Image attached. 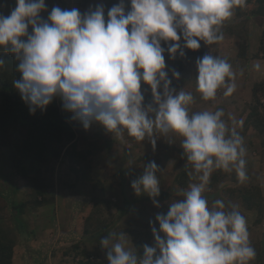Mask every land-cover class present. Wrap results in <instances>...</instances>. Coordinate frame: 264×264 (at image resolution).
Returning a JSON list of instances; mask_svg holds the SVG:
<instances>
[{
    "label": "clouds",
    "instance_id": "clouds-1",
    "mask_svg": "<svg viewBox=\"0 0 264 264\" xmlns=\"http://www.w3.org/2000/svg\"><path fill=\"white\" fill-rule=\"evenodd\" d=\"M127 2L130 10L120 0L106 17L102 4L84 13L54 6L45 20L40 15L46 10L45 0H15L8 15L0 13V51L18 62L19 79L13 87L31 114L45 110L59 97L62 108L85 130L97 124L117 138L125 132L138 142L147 137L153 148L156 133L181 139L182 155L191 164L189 176L198 182L181 190L166 214L157 213L158 229L150 221L154 246L144 245L138 255L127 247L124 233L112 234L99 242L106 250V259L100 260L107 264H250L256 252L239 206L226 205L222 199L209 205L204 196L216 170L234 171L241 183L247 180L243 138L222 119L223 109L190 112L194 95L170 87L180 73L173 71L172 79L168 78L164 55L167 51L170 59L177 53L183 57L185 50L197 51L202 42L223 41L222 25L247 0ZM5 64L0 59V68ZM195 68L196 92L204 101L214 100L220 89L225 96L232 95L237 74H244L210 53L197 58ZM254 70H260L259 62ZM142 84L151 93L147 105ZM159 171L155 161L149 162L130 185L135 195H146L156 208L161 206Z\"/></svg>",
    "mask_w": 264,
    "mask_h": 264
},
{
    "label": "rangeland",
    "instance_id": "rangeland-1",
    "mask_svg": "<svg viewBox=\"0 0 264 264\" xmlns=\"http://www.w3.org/2000/svg\"><path fill=\"white\" fill-rule=\"evenodd\" d=\"M56 1L57 3H55ZM119 2L120 0H92L93 6L87 5L84 9H81L78 0H45L46 10L42 14L48 15L54 6H59L62 9H69V10L72 8H77L81 11V13H84L90 8V6L91 8H95V6L102 4L104 7H106V5L109 4L108 9L105 11V17H106L107 11L112 6L118 4ZM124 3H125L126 11L130 10V4H128L127 0H124ZM94 4L96 5L94 6ZM14 7H15V0H7L5 3L0 5V13L2 14L4 12L9 13L10 10ZM244 8L246 11H249V9H251L252 6L251 5L245 6ZM246 16H248L247 17L248 22L247 25L245 26V30L249 34V41L247 47H248V55H249L248 57L250 59V61H248L247 63L242 59L238 58L237 56L238 42L236 38L234 39L233 36L227 35L224 31L225 24L227 23L231 24L235 21L234 16L231 17L228 21H226L221 27V32L223 33L224 36L223 41L213 45H205L203 44V42L201 43V47L205 49L207 54L210 53L213 56L226 59L232 65L233 70L237 71V73H239L240 69L244 70L243 76L237 74V78H236L237 87L236 90L230 96H225L224 89H220L218 90L216 98L214 100L211 101L202 100L200 98L199 93L196 92L195 62L190 61L185 66L186 71L180 73V78L178 80H175L172 79L171 75L173 71H176V66H175L176 61L175 59L169 58L167 51H165L164 54L166 70L168 71V78L172 79V84L170 85V87L175 88L177 91L184 88L186 91H190L194 95V103L190 106V112H200V111L215 112L218 109H223L224 116L222 117V119L225 120L229 129L234 128L236 131L242 126L246 116L244 106L251 102L252 85L258 82L259 80L264 79V54L261 55L260 53H258L259 56L257 58H253L252 56L253 54L257 53L258 44L264 36V23H263L264 17L262 18L263 20L261 21L262 22L261 25H258V23L256 22L258 25V28H256V25L253 26L254 21L251 18V16L248 14ZM161 46L165 47V49L167 48V45H165L164 42L161 43ZM256 62L260 63L259 71L254 70V64ZM169 73H171V75ZM141 90L144 92L145 95L144 104L147 105L151 103L150 90L149 89H141ZM57 98L60 99L59 97ZM69 122L73 126L76 132V143L78 145L77 149L79 151H82L84 149L87 151L91 150V154L89 155V160L92 163V169L90 171V175H92V177H94L95 179H100L101 181L103 178H106V180L110 179L112 182H114L113 184L114 186L113 185L108 186L107 185L108 183L106 184V180L102 182L105 185L104 187L105 188L107 187L108 192L110 190L111 193H114L117 186H120L123 189L118 193H114L117 196V198H115V200L110 201L111 200L110 198L109 200L105 197L111 196V193H109L106 196L105 194L106 191L104 193L101 192L96 196L90 198V192H94L95 189L97 190V188L94 187L93 183L88 184L87 187H83L82 189L81 187H79V190H81L82 195L88 196L90 199L86 200L85 202H81V204L83 203V205L78 204L77 210L79 209L80 211L81 209L82 210L86 209V210L77 213L76 216L82 213H87V214L91 213L92 211L91 206H85V205H89L88 203L91 202L93 203L96 200L101 201L100 199L109 200L111 202L110 203L111 206H113L115 209H119V211L121 210V212L119 213L120 218L122 217L121 214H125L122 217V220L124 221L125 219L124 222L126 223L122 224L123 223L122 222L119 224L118 222L115 224L114 220L110 218L107 219L108 218L107 216L105 217L106 219L103 218L104 219L103 223L108 225V228L110 227H118V229L121 228L122 233L126 235L125 239L128 240L127 247L136 252V248L134 247L130 233L129 234L127 232L125 233V231H127L126 229L137 232L140 231L142 228V226H140V223L147 225L148 219L152 216H156L158 211L153 206L150 200L144 199L143 197L144 195L143 196L135 195L134 191L130 186L131 182L132 180L136 179L142 174L144 168L148 165L149 162L155 161L160 168V171L157 172V177L161 176L160 178L164 179V183H166V187L170 191H173L175 192L176 195H178L181 192V189L176 187V185L174 184V178L177 174L181 172L184 166L189 163L186 160V157L182 155V149L180 148L181 139L171 134L167 136H163L159 133H156L155 138L157 139V142L155 148H153V146L150 143V138L147 137L145 138L144 141L138 142L134 138L129 137L125 132L123 138H117L114 134L107 133L101 126L97 124H92L87 130H85L78 120H74L71 117L69 118ZM6 138L8 140V143L12 145L14 142H17L22 138V132H20L17 129H13L8 133ZM253 139L257 140L259 138L251 130L250 131L248 130L246 132V135L243 137L244 146L246 147L247 142L248 141L250 142ZM256 140H255L256 147L254 149L252 148L246 149L245 160H246L247 180L244 182L248 183L250 180H254L259 184L264 194V146H259L258 144L259 142L258 140L257 141ZM91 143H95L96 146L92 145ZM111 145H113L112 148H115L117 151L112 149L110 150ZM3 153H7V147L4 149L0 148V154ZM103 158L108 159L110 161L109 163L110 170L108 168L107 169L105 168L102 160ZM119 158H121L120 164L113 162ZM122 158H125V160H123ZM3 162L4 163H0V185H1L0 191L7 198L6 200L17 201V203L24 201L32 202L33 201V198L31 197L32 190L29 189L28 185L24 181L13 176L12 171L7 166V163H5L4 159ZM66 173H67V162L66 160H63L56 166V170L53 177L54 186L51 189L44 191L43 194L44 197H46L49 200H52L55 198L59 199L58 197H60V195H66V194L68 195L69 190L67 189L66 191H64L62 190L63 187H61L60 184L59 185L57 184L60 183V178L63 177ZM7 180H9V186H10L9 188H6V186H4ZM69 180L73 182V179H71L70 177ZM240 184L243 183L240 182ZM224 185L233 188L237 186V184L235 185L230 181H226ZM128 189L130 191H128ZM218 191L212 193V196L206 197L209 204H212V202L215 201L216 199H222L224 200L226 205H235L231 199L224 197ZM58 201H56V203H58L56 205V208H54L53 205H49L50 207H48L47 205L44 206L45 205L44 204V205H40L39 207H36L34 209L35 211H33L32 213L27 212L24 214L23 213L19 214L18 213L19 211H17L18 215L15 216L16 218L8 217L4 214L0 220L4 230L7 229L8 231L10 230L13 231L9 236L12 240H15L14 242L15 245L13 246V250H15L17 246L27 247L24 252V256L26 258L27 255H29V261H30L29 264H34L36 260L41 262L38 253L39 251L36 250L31 252L30 250V246L33 247L36 245V243L33 242L36 237H39V235H42L43 233H47L48 236L52 237L55 233L58 232L60 227L62 229L59 230L60 233L58 234H61L62 232L64 233V230L65 231L67 230V225L65 223H64L65 225L64 224L60 225L59 223L64 219V216H66L64 214L65 203L63 202L64 201L63 196ZM172 202L170 201L162 202V209L165 211V214L168 211L169 204H171ZM51 203H53V201ZM32 206L34 208L33 203ZM60 206H61V210H59ZM28 208L30 209V207ZM99 208L102 210L103 213L106 212L108 214V211H110V209L106 210L102 207ZM92 209L94 210L96 209V207ZM239 209L247 220L249 240L251 241L256 240L260 244L261 248H263L264 250V215L261 218V223L255 224L254 223L255 215H253V213H250L242 209L241 207H239ZM136 211H139L141 215H146V216L135 214ZM143 211L145 214H143ZM35 212H39V213L34 214ZM143 218L145 220H143ZM17 219L19 220L23 219L24 221L25 219H27L28 222L27 223L24 222V224H22L21 226V224L15 222V220ZM132 221L135 224H133ZM14 228L15 231L13 230ZM118 236L119 235H116V237ZM152 246H154V240L152 242ZM15 254L17 255L18 253L16 252ZM14 257L16 256L14 255ZM93 259H94L93 261H96V256ZM88 263L89 262H87L86 264ZM11 264H13V262ZM250 264H252V262H250Z\"/></svg>",
    "mask_w": 264,
    "mask_h": 264
},
{
    "label": "trees",
    "instance_id": "trees-1",
    "mask_svg": "<svg viewBox=\"0 0 264 264\" xmlns=\"http://www.w3.org/2000/svg\"><path fill=\"white\" fill-rule=\"evenodd\" d=\"M6 1L0 0V5ZM78 3L81 9H84L87 5L93 6L92 0H78ZM249 5L252 6L249 11L245 10V6L235 9L233 16L236 22L224 25L225 33L233 36L234 39L236 38L238 42V58L246 63L250 61L247 47L249 34L245 30L248 22V16L246 15H250L255 23L257 22L258 25H261L262 18L264 17V0H247L246 6ZM108 7L109 4L104 7V10L106 11ZM42 13L40 14L41 17L46 20L48 15ZM8 14L6 12L3 13V15ZM29 32H31V29H29ZM263 38L258 44L257 53L252 55L253 58H257L259 56L258 53L264 54ZM205 54L207 53L202 47L197 51L185 50L183 57H180L179 53H177L174 58L176 61V71L179 73L185 72V66L190 61L195 62L197 58ZM0 59H3L6 63L3 68H0V148L4 149L7 147V153L0 154V163H4L3 159L5 160L13 176L24 181L29 189L32 190L31 197L33 198L32 202L24 201L15 204L13 200H6L7 198L0 191V220L4 214L8 217L16 218L15 216L18 213H24L27 206L31 210H34L36 207L46 204L47 198L43 195L44 191L54 186L53 177L56 166L63 160L67 162L68 172L60 178V183H57L58 185L60 184L63 188L76 190L81 186L94 183V187L104 193L106 191L105 185L93 182L90 179L92 163L89 160V155L91 154V150L87 151L84 149L79 151L77 149L76 132L69 122L72 114L67 111L65 112L62 108L61 99L56 97L45 110H37L34 114H31L28 105L21 100L19 93L13 87L14 80L19 79V73L16 71L18 62L11 54L2 51H0ZM169 74L171 75V73ZM141 89H147V86L142 84ZM251 96V102L244 106L246 116L237 132L243 138L246 132L251 130L259 138L257 139L259 146H264V79L252 85ZM13 129L22 132V138L10 145L6 136ZM255 140L248 141L245 148L254 149L256 147ZM190 171L191 164L188 163L175 176L174 184L176 187L181 190H187L191 183L196 182L193 177L189 176ZM69 173L73 174V182L69 180ZM160 177L158 176L161 192L157 200L161 206L155 208L158 213H165L162 209V202H172L179 199L180 196L170 191L166 187L164 179ZM226 181H230L235 185L237 184V186L234 188L225 186L224 183ZM4 186L6 188L10 187L9 180L6 181ZM215 191L231 199L235 205L253 213L255 215V224L261 223V218L264 215V194L257 182L250 180L248 183L243 182V184H240L234 171L224 172L216 170L210 177L204 196L210 197ZM143 197L146 200H150L146 195ZM91 206L97 208L93 210V207H91V213L85 218V233L98 229L103 215L99 207L108 210L111 204L109 200H96L93 203L91 202ZM17 211L19 212L17 213ZM150 221L152 222V226L158 227V224L155 222V216H152L148 219L147 225L140 223L142 231L137 232L128 229L125 231V233H130L138 255H142V247L144 245L152 246L153 236ZM15 222L21 224V226L24 224V221L19 219L15 220ZM5 230L0 221V264H11L15 240L9 237L13 231ZM13 230L15 231V228ZM249 242L256 252L255 259L251 261L252 264H264L263 248H261L256 240H249ZM88 262V264H107L106 260Z\"/></svg>",
    "mask_w": 264,
    "mask_h": 264
},
{
    "label": "crops",
    "instance_id": "crops-1",
    "mask_svg": "<svg viewBox=\"0 0 264 264\" xmlns=\"http://www.w3.org/2000/svg\"><path fill=\"white\" fill-rule=\"evenodd\" d=\"M263 23H264V21H263ZM255 25H256V28H258V25L253 22V26H255ZM91 144L95 145V143H91ZM112 146L113 145L110 146V150L112 149V150L117 151L115 148H112ZM77 147H78V145H77ZM110 150H109V152H110ZM108 159H109V157H108ZM108 159H104V158L102 159L106 169L107 168L109 169L110 161ZM122 159L125 160V158H122ZM120 160H121V158L116 159L113 162L120 164ZM106 169H105V171H106ZM67 172H68V169H67ZM68 177L73 179V174L69 173ZM90 179H91V181L97 182V183H102L104 180H106V178H103L102 181L100 179H95L94 177H92V175H90ZM122 179H123V177H122ZM106 184L108 186H110V185H113L114 182H112L110 179H107ZM83 187H87V186H81V189ZM62 190L66 191L67 188H63ZM68 190H69L68 195L66 193H63L66 195H60V197L57 196L59 199L62 196L64 198V201H63L65 203L64 214L66 216H64V219L62 220L63 222L61 221L59 223H60V225H63L65 223L67 225V230L66 231L64 230V233L63 232L61 233L62 235L58 234V233H60L59 230L62 229L60 227L58 232L55 233L56 235L54 234L52 237L48 236L47 233H43L42 235H39V237H36L34 239L33 242L36 243V245L33 247L30 246V250H31V252L36 251V250L39 251L38 252L39 257L41 259V262L36 260L34 262V264H40V263L41 264H80V263H87L88 260L90 258H92L93 256H96V260L106 259V250L102 249V247L100 246V243H99L100 240L105 238L106 236H110L112 234L120 235L122 233L121 228H119V229H118V227L108 228V225L103 223V220L106 219L105 218L106 216L108 217L107 219H109V218L113 219L115 224L118 222H119V224L122 222H123L122 224L126 223V222H124L125 219H124V221L122 220V217L125 214H121L122 217L120 218L119 213L121 212V210L119 211V209H115L113 206H110V208H109L110 211H108V214L106 212L103 213V215L100 219L101 224L98 225V229H94V231L93 232L90 231V233H85V226H86L85 218L89 214L82 213V214H78V216H76L77 213L86 210V209H83V210L81 209V211H80V209L77 210V206H78V204L83 205V203L81 204V202H85L86 200H89L93 196H96L97 194L101 193V191L98 189L97 190L95 189L94 192H90V198H89L88 196H85V195L83 196L82 192H81V190H79V188L76 190H72V189H68ZM121 190H123V189L120 186H117L114 193H118ZM72 191H74V192H72ZM128 191H130V190L128 189ZM109 193H111V191L109 190V192H108V189L106 187V192H105L106 196ZM114 193H111V196H108V197L104 196V197L107 199L110 198L111 199V200L109 199L110 201L115 200V198H117V196ZM59 199H57V198L52 199V200L47 199V203L44 206L47 205L48 207H50L49 205H53V207L56 208V205L58 204V203H56V201H58ZM100 200H104V199H100ZM52 201H53V203H51ZM13 202L15 204L20 203V202L17 203V201H13ZM113 203H115V202H113ZM88 204L89 205H85V206H91V203H88ZM91 207L95 208L94 206H91ZM59 210H61V206H60ZM33 211H35V210H31L27 206L24 213H27V212L32 213ZM37 213H39V212H35L34 214H37ZM135 214L141 215V213L139 211H136ZM143 214H145L144 211H143ZM141 216H146V215H141ZM126 219H127V217H126ZM143 220H145V219L143 218ZM24 222L27 223L28 220L25 219ZM127 223H129V222H127ZM132 223L135 224L133 221H132ZM131 228H133V227H131ZM140 231H142V230H140ZM48 239H50V240H48ZM26 248L27 247L17 246V248L15 250H13V254H12L13 264H29V262H30L29 261V255H27L26 258L24 256V252H25ZM16 252L18 253L17 255L15 254ZM14 255L16 257H14Z\"/></svg>",
    "mask_w": 264,
    "mask_h": 264
}]
</instances>
